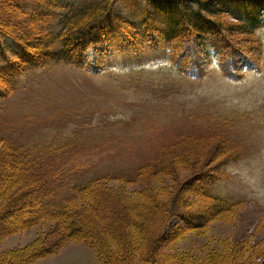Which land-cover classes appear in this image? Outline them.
I'll use <instances>...</instances> for the list:
<instances>
[{"label":"rangeland","instance_id":"obj_1","mask_svg":"<svg viewBox=\"0 0 264 264\" xmlns=\"http://www.w3.org/2000/svg\"><path fill=\"white\" fill-rule=\"evenodd\" d=\"M256 3L264 10V0ZM143 5L115 0L114 9L137 25ZM0 8L7 16L10 6L2 2ZM12 18L21 28L27 25L22 36L39 42V27L46 29L47 21ZM222 19L234 22L223 13ZM229 36L233 48L226 49L218 36H192L180 44L152 31L136 41L114 32L70 60L51 59L20 74L13 90L0 98V138L7 144L54 142L59 152L54 161L68 162L69 171H85L88 178L106 172L130 176L140 165L167 163L156 176L105 184L109 194L94 199L103 214L93 219L100 236L48 231L57 221L18 227L27 215L3 208L0 264H127L150 257L264 264V28ZM0 40L5 49L14 46ZM221 142L232 156L223 158L214 149ZM220 161L226 164L219 167L224 179L215 184L216 192L233 208L201 226L197 214L214 201L198 191L192 171L201 162ZM186 162H195L192 171ZM5 173L0 160V187ZM148 190L165 198L177 192L189 203L179 211L188 214L165 220L145 216L151 213ZM144 219L146 226L139 225ZM199 220L200 227H186ZM12 224L17 228L8 230Z\"/></svg>","mask_w":264,"mask_h":264},{"label":"trees","instance_id":"obj_2","mask_svg":"<svg viewBox=\"0 0 264 264\" xmlns=\"http://www.w3.org/2000/svg\"><path fill=\"white\" fill-rule=\"evenodd\" d=\"M140 1H144V5L139 9V22L135 25L128 17L115 11V0H81L79 4L66 0H0V3L5 2L10 6L7 16L0 14V38H4L6 43L7 40L14 43V46L9 44L5 49L0 40V98L6 97L8 92L13 90L17 78L27 71V68L43 66L51 59L70 60L73 55H79V52L88 46L109 40L110 34L114 32H121L128 40L136 41L138 37H146L147 33L152 31L161 40L176 41L180 44L192 36L202 40L209 39L210 36H218L223 47L229 49L233 48L231 43H234L229 33L253 34L256 29L264 28V10L261 11L262 7H258L256 3L259 0ZM222 13L232 18L234 22H224ZM12 17L16 19L31 17L37 21H47L44 23L46 29L42 25L39 27L37 36L39 42L31 43L26 36H22L27 25L21 28L18 23L12 21ZM7 49L10 51L9 55ZM228 76L231 78L233 75L229 73ZM54 145V142H50L42 146L31 143L27 147L15 146L7 144L0 138V160L5 163L6 169V181L0 187V210L4 208L11 212L16 208L22 209L27 216L18 227L46 225L51 221H57L54 229L49 227L47 230L50 232L60 230L63 235L74 238H81L87 234L100 236L93 219L95 216L103 217V214L95 207L94 199L109 194L105 184L110 181L134 183L156 176L162 172L167 163L154 162L140 165L130 176L106 172L88 178L85 171L83 175L77 169L73 172L69 171L66 168L68 162H55L59 152ZM221 145L222 142L215 145L214 149L223 158L232 156L231 151L222 149L219 147ZM33 146L39 149L38 152L33 151ZM214 149L211 150L212 153ZM46 160L49 161L45 162ZM186 163L188 169L191 168L192 171L195 162ZM204 164L201 162L192 171L193 180L198 191L213 200L214 204L205 207L203 212L197 214L202 220L201 226L223 211L228 213L233 208V203L227 202L215 188V184L224 179L219 167H223L226 162H213L205 166ZM212 166V169H207ZM113 192L117 198L124 200L120 192ZM148 192L149 210L155 216L144 213L145 216L165 220L172 215H181L183 218L188 214L179 211L181 204L184 207L183 205L189 203L187 200H180L177 192H173L171 196L167 195L166 198L157 196L149 190ZM87 208L90 209V213ZM141 208L140 211L144 207ZM185 219L189 220L190 215H186ZM197 222L193 224L188 222L186 227H200V220ZM136 225L138 226V221ZM139 225L146 226V220L144 219ZM12 227L17 228V225L12 224L8 230H12ZM117 227L116 225L115 231ZM51 244L53 247L55 243ZM148 260L149 262L127 264H186L177 261L159 262L156 257H150L145 261Z\"/></svg>","mask_w":264,"mask_h":264}]
</instances>
